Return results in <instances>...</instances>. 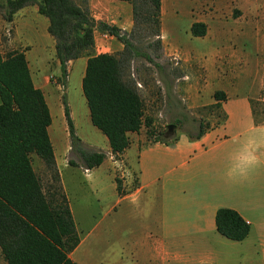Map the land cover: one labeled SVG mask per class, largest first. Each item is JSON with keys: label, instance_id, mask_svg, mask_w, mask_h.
<instances>
[{"label": "crops", "instance_id": "obj_1", "mask_svg": "<svg viewBox=\"0 0 264 264\" xmlns=\"http://www.w3.org/2000/svg\"><path fill=\"white\" fill-rule=\"evenodd\" d=\"M88 5L96 22L127 32L133 27L132 7L126 1L88 0ZM174 5L190 8L189 28L194 23L207 27L206 35L199 38L201 49L184 51V100L193 108L218 103L221 120L200 138L180 135L167 143L144 145L138 133H129V147L116 156L103 139L104 162L92 170L81 169L89 177L93 170L105 166L112 189L103 184L104 179H84L83 197L86 194L99 202L112 192L116 201L107 206V216L123 201L135 203L134 208L122 210L127 218L121 228L132 236L113 264H264V0H161V23L171 17ZM27 8L19 10L10 22L13 50H24L32 43L35 26L25 17ZM31 8L34 18H40L37 6ZM42 21L46 31L48 19ZM101 35L105 33L94 31V39ZM42 36L50 40L54 53V40L43 32ZM32 52L33 48L25 51L26 60L37 69L39 63ZM77 61L82 62L83 78L87 57L70 62V68ZM44 77L38 72L40 85H35L42 92L48 87ZM216 92L224 93L225 100L216 101ZM80 139L93 148L88 140ZM249 150L259 156L261 164L250 170L247 180H229L228 171ZM57 168L69 202L68 179H63L62 172L69 166ZM115 172L122 183L121 194ZM69 207L80 240L69 254L70 260L75 264H102L94 261L92 252L87 260L77 253L89 238V249L96 240L105 238L108 227L102 225L96 234L95 225L80 236L70 202ZM219 209L233 210L249 224V234L243 241L229 240L217 232L215 215Z\"/></svg>", "mask_w": 264, "mask_h": 264}, {"label": "trees", "instance_id": "obj_2", "mask_svg": "<svg viewBox=\"0 0 264 264\" xmlns=\"http://www.w3.org/2000/svg\"><path fill=\"white\" fill-rule=\"evenodd\" d=\"M122 1L132 7L133 31L142 24L148 25L153 37L160 40L161 0ZM35 4L38 14L48 19L47 32L54 40L62 86L66 85L69 63L87 57L81 90L90 122L107 139L112 155L122 154L130 144L128 134L149 127L136 87L122 78L123 67L138 57L153 61L139 49L132 35L96 22L88 0H5V20L11 22L19 10ZM96 29L116 38L123 45L122 52L95 54ZM206 32L203 23H194L190 28L195 38L204 37ZM214 98L219 102L226 97L216 92ZM262 98L264 101V87ZM62 105L70 147L81 167L85 170L99 167L105 153L84 148L64 97ZM213 106L219 107L218 103ZM51 122L44 94L32 81L25 50L4 55L0 49V251L6 264H75L69 254L80 240L56 169L48 133ZM202 134L200 130L195 138ZM32 155L52 171L56 183L53 190L44 191L33 169ZM69 164L76 166L72 161ZM116 184L121 194L117 179ZM215 226L220 235L236 242L243 241L250 231L249 224L230 209L216 212Z\"/></svg>", "mask_w": 264, "mask_h": 264}, {"label": "rangeland", "instance_id": "obj_3", "mask_svg": "<svg viewBox=\"0 0 264 264\" xmlns=\"http://www.w3.org/2000/svg\"><path fill=\"white\" fill-rule=\"evenodd\" d=\"M37 6H28L25 13L26 19L33 24L35 33L31 35V42L25 47L26 50L33 48L32 55L36 57L39 64L37 69L33 64L28 62L30 71L35 80V85L39 87L38 72L44 75L47 88L43 89L47 97V105L50 108L52 117V130L50 141L56 140V146H53L57 166L62 169L63 179H68L69 202L77 218V229L80 236L85 234L96 225L94 233L102 229V225L108 227L105 232V238L96 240L94 247L88 246L87 240L77 256L82 260H87L92 252L95 257L94 261H100L102 264H113L120 257V253L125 241L129 240L132 233L121 228L126 225V218L122 210L125 207L134 208L135 203L123 201L115 206V210L106 215L107 206L115 203L116 197L111 196L112 192H107V199L97 202L93 197L88 198L83 192L84 179H104V185H110L112 179L110 173L104 170V167L93 170L89 177L85 176L81 169V162L76 153L71 150L68 135L67 124L64 118L62 98L64 97L74 120L76 134L79 138H84L92 144L93 148L84 145L89 152H104L103 139L105 137L92 126L89 118V112L85 98L81 90L82 62L77 61L73 67L70 64L67 69V78L65 86L61 85V74L58 62L53 55L50 40L42 36V32L48 36L47 30L44 29V16L32 13V8ZM131 6V5H130ZM89 8V5H88ZM90 11V9H89ZM190 8L181 6L172 7V15L169 18L162 19L160 26V40L153 37V30L148 25H140V28L133 31V27L126 33L132 35L134 42L139 49L146 53L153 63L146 61L142 57L130 59L123 67L122 78L126 83H131L136 87L144 104V117L149 127L143 126L139 133L144 140V145L153 141L171 142L180 135L194 137L197 133L205 131L211 125L220 122V111L211 105L200 107H191L184 100L186 92L183 86L182 77L184 74L185 53L184 51H193L201 49L199 38H194L190 33L188 12ZM35 15V16H34ZM14 17V16H13ZM13 27L10 22L5 20L4 0H0V49L4 55L15 51L10 47ZM35 34V35H34ZM29 35V36H30ZM123 45L113 37L106 34L95 38L94 53H108L118 55L122 52ZM184 54V55H183ZM82 56L81 58H85ZM154 64H158L156 68ZM226 68V67H225ZM38 71V72H37ZM44 96V97H45ZM172 125V132L168 131V126ZM201 126V127H200ZM148 132L150 135L148 136ZM49 133V131H48ZM105 153V152H104ZM32 166L39 178L45 192L53 190L56 186L53 181V173L36 155H32ZM69 161L76 166L69 164ZM113 162V159H111ZM83 168V167H82ZM84 169V168H83ZM118 173H114V179H118L122 190L121 180ZM78 182L80 187L78 186ZM93 235H96L94 234ZM0 264H6L0 251Z\"/></svg>", "mask_w": 264, "mask_h": 264}, {"label": "clouds", "instance_id": "obj_4", "mask_svg": "<svg viewBox=\"0 0 264 264\" xmlns=\"http://www.w3.org/2000/svg\"><path fill=\"white\" fill-rule=\"evenodd\" d=\"M260 164L261 160L254 151H246V153L240 157L239 163L228 171L227 177L229 180L243 182L249 178L250 170Z\"/></svg>", "mask_w": 264, "mask_h": 264}, {"label": "water", "instance_id": "obj_5", "mask_svg": "<svg viewBox=\"0 0 264 264\" xmlns=\"http://www.w3.org/2000/svg\"><path fill=\"white\" fill-rule=\"evenodd\" d=\"M172 130H173V126H172V125H169V126H168V131H169V132H172Z\"/></svg>", "mask_w": 264, "mask_h": 264}, {"label": "built area", "instance_id": "obj_6", "mask_svg": "<svg viewBox=\"0 0 264 264\" xmlns=\"http://www.w3.org/2000/svg\"><path fill=\"white\" fill-rule=\"evenodd\" d=\"M106 34V33H105ZM107 36H109L108 34H106ZM109 37H112V36H109Z\"/></svg>", "mask_w": 264, "mask_h": 264}]
</instances>
